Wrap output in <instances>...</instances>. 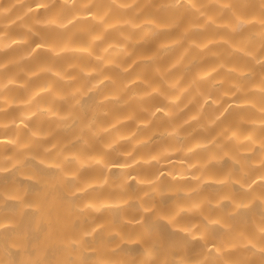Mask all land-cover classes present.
<instances>
[{
    "label": "clouds",
    "instance_id": "1",
    "mask_svg": "<svg viewBox=\"0 0 264 264\" xmlns=\"http://www.w3.org/2000/svg\"><path fill=\"white\" fill-rule=\"evenodd\" d=\"M0 264H264V0H0Z\"/></svg>",
    "mask_w": 264,
    "mask_h": 264
}]
</instances>
